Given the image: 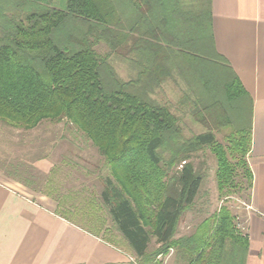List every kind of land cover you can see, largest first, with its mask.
<instances>
[{"label": "trees", "instance_id": "obj_1", "mask_svg": "<svg viewBox=\"0 0 264 264\" xmlns=\"http://www.w3.org/2000/svg\"><path fill=\"white\" fill-rule=\"evenodd\" d=\"M62 2L0 0V120L27 130L65 121L90 140L110 172L100 205L137 264L172 252L175 264H246L247 226L228 205L176 238L207 176L198 153L215 157L221 198L250 202L253 188V100L216 49L212 0ZM114 57L131 65L128 82ZM177 78L186 88L179 105L193 108L203 133L187 137L184 111L153 97ZM207 114L232 126L224 143Z\"/></svg>", "mask_w": 264, "mask_h": 264}, {"label": "crops", "instance_id": "obj_2", "mask_svg": "<svg viewBox=\"0 0 264 264\" xmlns=\"http://www.w3.org/2000/svg\"><path fill=\"white\" fill-rule=\"evenodd\" d=\"M212 11L216 49L253 100L246 264H264V0H212ZM68 205L0 170V264H137L120 235L106 239Z\"/></svg>", "mask_w": 264, "mask_h": 264}, {"label": "rangeland", "instance_id": "obj_3", "mask_svg": "<svg viewBox=\"0 0 264 264\" xmlns=\"http://www.w3.org/2000/svg\"><path fill=\"white\" fill-rule=\"evenodd\" d=\"M53 1L60 6L59 8L65 7L62 0ZM112 64L122 81L128 82L133 78V69L124 59L114 57ZM184 88V83L179 78L176 82L168 80L161 84L160 88L155 87L153 97L174 109L180 108L184 111L185 135L190 137L205 132L207 127L200 119L197 120L191 115L193 110L191 106L179 105ZM229 114L232 118L231 111ZM202 115L205 114L201 113ZM206 124L221 143H224L225 135L232 131V126L228 122L222 120L218 122L215 117L211 118L208 114ZM194 160L197 169H207V176L200 189L197 207L185 215L176 238L194 233L199 223L223 205L231 207L238 216L239 225L245 230L248 196L246 194L233 196L229 202L227 198H221L216 184L217 163L213 154L205 150L198 153ZM0 170L31 183L38 193L61 194L64 204H69L62 207L64 212L71 208L78 218L82 217L84 220L93 218L95 221L90 225L106 239H113L110 235H120L115 230L107 211L100 205L103 180L110 175L109 168L90 140L71 124L65 121L61 123L44 121L38 127L27 130L10 126L0 120ZM201 210L203 211L200 213ZM106 228L107 231L104 232ZM157 247L153 239L150 250L153 251ZM156 261L162 264H175L174 253L166 257L158 256Z\"/></svg>", "mask_w": 264, "mask_h": 264}]
</instances>
